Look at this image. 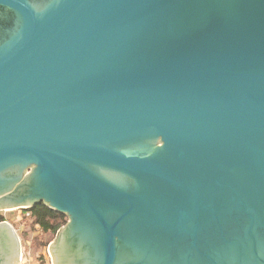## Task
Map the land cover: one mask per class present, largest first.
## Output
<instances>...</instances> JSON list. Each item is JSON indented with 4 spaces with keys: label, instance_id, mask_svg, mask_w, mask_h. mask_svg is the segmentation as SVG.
Masks as SVG:
<instances>
[{
    "label": "water",
    "instance_id": "1",
    "mask_svg": "<svg viewBox=\"0 0 264 264\" xmlns=\"http://www.w3.org/2000/svg\"><path fill=\"white\" fill-rule=\"evenodd\" d=\"M40 203L55 264H264V0H0V211Z\"/></svg>",
    "mask_w": 264,
    "mask_h": 264
},
{
    "label": "rangeland",
    "instance_id": "2",
    "mask_svg": "<svg viewBox=\"0 0 264 264\" xmlns=\"http://www.w3.org/2000/svg\"><path fill=\"white\" fill-rule=\"evenodd\" d=\"M1 214L11 221L23 240L24 255L21 257L22 253H20L19 264H38V257L42 254L47 256V264H50L52 257L48 256V250L44 244L42 248H39V242L49 240L51 236L44 234L39 226H31V221L28 219L30 212L27 209L17 208L3 211Z\"/></svg>",
    "mask_w": 264,
    "mask_h": 264
},
{
    "label": "trees",
    "instance_id": "3",
    "mask_svg": "<svg viewBox=\"0 0 264 264\" xmlns=\"http://www.w3.org/2000/svg\"><path fill=\"white\" fill-rule=\"evenodd\" d=\"M30 212L31 226H39L44 234H49L51 238L44 242H39V248L48 245V243L55 237L58 230L62 228L68 221V217L61 214L43 203L37 204L34 207L27 209ZM6 220L5 216L0 214V221ZM48 235V237H49ZM48 239V238H47Z\"/></svg>",
    "mask_w": 264,
    "mask_h": 264
},
{
    "label": "flooded vegetation",
    "instance_id": "4",
    "mask_svg": "<svg viewBox=\"0 0 264 264\" xmlns=\"http://www.w3.org/2000/svg\"><path fill=\"white\" fill-rule=\"evenodd\" d=\"M3 211H0V214L2 213ZM3 221H5V220H3ZM6 221H8V222H10L11 223V221H9L7 218H6ZM1 222V221H0ZM12 224V223H11ZM13 225V224H12ZM14 226V225H13ZM14 228H15V230H16V232H17V234H18V236H19V240H20V252L17 254V256H16V258H15V264L17 263V260H19V255H20V253H22V248H23V240H22V238H21V236H20V234H19V231L16 229V227L14 226ZM59 231V230H58ZM58 233V232H57ZM56 236H57V234L55 235V237L48 243V245L46 246V249L48 250V251H50L49 250V247H50V245H51V243H53V241L55 240V238H56ZM46 255L45 254H42V255H40L38 258H39V260H38V264H47V259H46ZM51 257H52V255H51ZM50 264H55V261H54V259H53V257L51 258V263Z\"/></svg>",
    "mask_w": 264,
    "mask_h": 264
},
{
    "label": "built area",
    "instance_id": "5",
    "mask_svg": "<svg viewBox=\"0 0 264 264\" xmlns=\"http://www.w3.org/2000/svg\"><path fill=\"white\" fill-rule=\"evenodd\" d=\"M23 255H24V248H22V256H21V257H23ZM48 256L51 258V253H50V251H48Z\"/></svg>",
    "mask_w": 264,
    "mask_h": 264
}]
</instances>
